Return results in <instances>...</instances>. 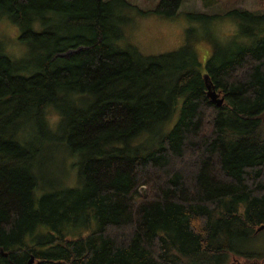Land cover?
<instances>
[{"label": "trees", "instance_id": "obj_1", "mask_svg": "<svg viewBox=\"0 0 264 264\" xmlns=\"http://www.w3.org/2000/svg\"><path fill=\"white\" fill-rule=\"evenodd\" d=\"M182 1L156 12L174 17ZM115 4L0 0L33 63L0 42V264H264L233 245L264 225V13L243 12L252 43L201 72L191 53L120 49ZM63 141L82 186L36 198V158Z\"/></svg>", "mask_w": 264, "mask_h": 264}, {"label": "rangeland", "instance_id": "obj_2", "mask_svg": "<svg viewBox=\"0 0 264 264\" xmlns=\"http://www.w3.org/2000/svg\"><path fill=\"white\" fill-rule=\"evenodd\" d=\"M158 2L159 0H118V4L113 6L111 21L121 34L117 41L118 47L122 50L134 49L143 56L170 52L183 56L191 53L201 64V72L204 71L206 60L214 52H227L230 48L252 43V35L258 33L254 28H258V25L245 14L242 15L243 12L253 16L264 13V0H183L177 14L168 18L156 12ZM247 27L254 29L251 36ZM19 34L18 27L9 18L0 17V42L4 45L5 53L19 65L31 68L33 63L29 62L28 46L17 41ZM30 73L28 71L23 74L27 76ZM82 98L84 97L78 94H71L72 102L67 101L82 109L85 107ZM45 117L54 131L60 118L57 111L48 108ZM176 117L177 113L166 126L167 129L172 126ZM157 133L159 131L156 130L147 138L152 141L150 144L154 143ZM138 141L142 142V138ZM42 148L34 167L37 179L36 198L56 189L82 186L77 175L78 156L71 155L64 141L58 146L53 143ZM93 229L94 226L91 227ZM233 245L242 254L236 255L240 262L248 256L264 258V229Z\"/></svg>", "mask_w": 264, "mask_h": 264}, {"label": "water", "instance_id": "obj_3", "mask_svg": "<svg viewBox=\"0 0 264 264\" xmlns=\"http://www.w3.org/2000/svg\"><path fill=\"white\" fill-rule=\"evenodd\" d=\"M207 97L216 107H221L224 103V98L220 95L219 92L211 88L210 85H207ZM264 229V225L258 227L255 232H259ZM34 259L31 257L26 264H33Z\"/></svg>", "mask_w": 264, "mask_h": 264}]
</instances>
